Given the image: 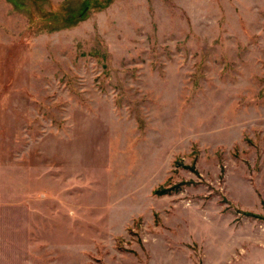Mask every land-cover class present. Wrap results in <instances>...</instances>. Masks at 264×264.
Segmentation results:
<instances>
[{
    "label": "rangeland",
    "instance_id": "374dc122",
    "mask_svg": "<svg viewBox=\"0 0 264 264\" xmlns=\"http://www.w3.org/2000/svg\"><path fill=\"white\" fill-rule=\"evenodd\" d=\"M0 264H264V0H0Z\"/></svg>",
    "mask_w": 264,
    "mask_h": 264
},
{
    "label": "trees",
    "instance_id": "16d2710c",
    "mask_svg": "<svg viewBox=\"0 0 264 264\" xmlns=\"http://www.w3.org/2000/svg\"><path fill=\"white\" fill-rule=\"evenodd\" d=\"M161 191H164V190L157 191L156 194H159Z\"/></svg>",
    "mask_w": 264,
    "mask_h": 264
}]
</instances>
